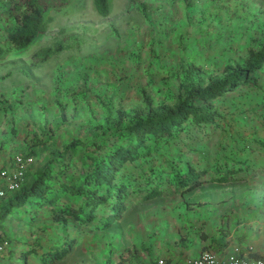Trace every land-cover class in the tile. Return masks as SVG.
Masks as SVG:
<instances>
[{
  "label": "rangeland",
  "instance_id": "obj_1",
  "mask_svg": "<svg viewBox=\"0 0 264 264\" xmlns=\"http://www.w3.org/2000/svg\"><path fill=\"white\" fill-rule=\"evenodd\" d=\"M141 1L149 4L146 16L129 0H108L106 16L95 12L91 0H69L58 10L46 12L50 19L45 31L28 46L0 54V160L1 155L40 139L31 165L35 166L46 157V148L70 139H89L91 125L101 122L106 113L113 115L117 106L140 105L141 88L154 99L169 97L180 59L216 72L225 62L240 58L250 38L264 31V0ZM56 41L61 50L30 65L32 51ZM259 77L261 87L239 86L216 99L219 116L211 123L202 128L193 125L144 158L124 162L114 178L127 186L123 211L106 227L99 225L110 212V199L98 205L88 223L68 217L67 233L75 242L53 264L116 260L154 264L168 252L194 248L201 235L210 233L203 204L210 182L182 194L169 191L146 200L141 196L156 179L166 187L171 170L184 169L186 163L214 169L223 165L224 158L233 165L232 159L264 151L254 141L264 137V68ZM247 164L250 171L258 167ZM85 165L84 154L74 152L66 176H57L51 186L78 180ZM204 177L212 174L205 172ZM66 200L79 204L78 196L68 195ZM25 211H12L3 226L2 232L14 239L13 248L61 242L60 227L46 221L29 227L26 221L31 214ZM10 252L6 263L37 264L32 250Z\"/></svg>",
  "mask_w": 264,
  "mask_h": 264
},
{
  "label": "trees",
  "instance_id": "obj_2",
  "mask_svg": "<svg viewBox=\"0 0 264 264\" xmlns=\"http://www.w3.org/2000/svg\"><path fill=\"white\" fill-rule=\"evenodd\" d=\"M68 1L0 0V43L3 44L0 45V54L9 49L21 50L28 46L45 31L47 21L50 19L46 12L50 9L58 10ZM184 1L188 3V0ZM129 2H136L146 16L149 4L141 0ZM91 4L98 15L108 14V0H91ZM61 48L58 41L38 47L30 54V65L46 60ZM263 68L264 31L257 37L250 38V44L240 58L225 62L216 72L207 70L200 64L180 59L175 69L177 72L175 87L169 97L154 99L152 94L141 88L140 105L128 109L117 106L113 115L106 113L101 122L91 125L89 139L85 141L70 139L62 141L56 148H46V157L35 166L31 165L38 155L40 139H34L23 148L11 151L6 158H10L14 152H21L31 154L33 159L27 165L19 186L0 195V239L4 237L11 242L7 251L11 253L10 251L14 250L23 254L29 250L34 252L35 249H39L38 264H53L57 258L63 257L75 242V237L67 233V218L88 223L92 221L98 205L110 199V212L103 217L99 225L106 227L117 219L124 209L123 199L127 194V186L122 181L114 182L124 162L144 158L160 143L193 125L202 128L211 123L219 116L216 99L233 92L239 86L261 87L259 71ZM60 117L61 119L64 117L62 108ZM254 139L251 140L264 147V137ZM78 150L84 154L86 164L79 179L59 181L56 188L52 187L51 182L57 176H66L65 168L70 164L73 153ZM247 158L251 159L250 156H246L243 160ZM223 161V165L219 167L221 170L219 173L222 174L214 177L201 176L206 170L193 168L187 163L184 169H172L170 177H166L168 178L166 187H161V182L156 179L149 183L141 199L158 197L169 191L182 194L208 182L235 180L240 176H228L234 174L233 171L237 168L246 169V162L234 168L231 163L226 165L225 158ZM231 162L238 163L233 159ZM68 195L78 196L79 204L77 206L69 204L66 200ZM202 202L204 201H197L199 204ZM14 210L18 213L29 210L27 212L31 216L26 221L29 227L39 226L40 222L45 221L51 226L56 224L60 227L61 242H55L48 248H41L40 244L27 245L26 249L13 248L14 239L2 231L5 221L11 218V212ZM108 264L123 263L116 260Z\"/></svg>",
  "mask_w": 264,
  "mask_h": 264
},
{
  "label": "crops",
  "instance_id": "obj_3",
  "mask_svg": "<svg viewBox=\"0 0 264 264\" xmlns=\"http://www.w3.org/2000/svg\"><path fill=\"white\" fill-rule=\"evenodd\" d=\"M1 157L4 160L7 156L1 155ZM233 161H238V163H233L234 168L236 165L244 163L241 157H237ZM245 162H253V165L258 167L256 170L250 171L247 164L246 169L237 168L233 171L234 174L228 176H240L239 178L221 183L210 182L211 185L206 187L209 192L206 196L207 202L203 204H205V210L208 211L207 219L210 220V223L207 230L210 233L206 236L201 235V238L196 240V246L192 249H186L183 252H168L167 260L177 264L206 247L220 252L229 250L233 244L243 245L246 243L251 244L256 252L264 253V151L255 154V156L251 155V159L247 158ZM226 165H230V163L227 162ZM220 171L219 168L206 170L212 174V177L221 175ZM201 176H205V173ZM49 230L52 228L50 227ZM41 243L45 244H42L41 248H48L54 244V242ZM36 251L35 254L38 256L39 249H35L34 252ZM32 259L34 260V258Z\"/></svg>",
  "mask_w": 264,
  "mask_h": 264
},
{
  "label": "built area",
  "instance_id": "obj_4",
  "mask_svg": "<svg viewBox=\"0 0 264 264\" xmlns=\"http://www.w3.org/2000/svg\"><path fill=\"white\" fill-rule=\"evenodd\" d=\"M31 154L14 152L10 158L0 160V195L19 186L24 170L32 161ZM11 242L7 238L0 239V264L6 263L5 256ZM13 264V263H12ZM154 264H174L165 257H158ZM177 264H264V253H258L251 244H233L229 250L216 251L206 247L197 254L186 257Z\"/></svg>",
  "mask_w": 264,
  "mask_h": 264
}]
</instances>
